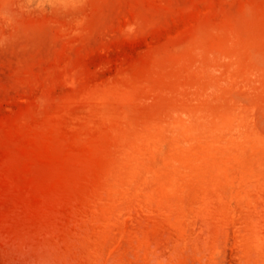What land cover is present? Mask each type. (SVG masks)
<instances>
[{
  "label": "rangeland",
  "instance_id": "1",
  "mask_svg": "<svg viewBox=\"0 0 264 264\" xmlns=\"http://www.w3.org/2000/svg\"><path fill=\"white\" fill-rule=\"evenodd\" d=\"M0 264H264V0H0Z\"/></svg>",
  "mask_w": 264,
  "mask_h": 264
}]
</instances>
